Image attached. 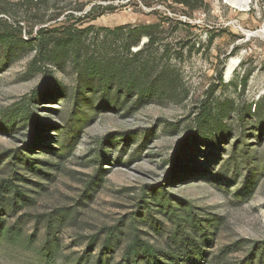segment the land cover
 Returning <instances> with one entry per match:
<instances>
[{"label":"rangeland","instance_id":"1","mask_svg":"<svg viewBox=\"0 0 264 264\" xmlns=\"http://www.w3.org/2000/svg\"><path fill=\"white\" fill-rule=\"evenodd\" d=\"M9 1L8 13L0 14V180L19 182L32 200L6 209V226L21 227L22 235L0 240V264H75L82 255L88 259L81 264H94L100 254L121 264L134 219L141 238L164 247L172 222L155 211L156 227L141 202L162 195L214 219L202 264H238L264 246V124L258 132L254 115L255 103L264 108V0H207L208 14H194L189 29L174 23L186 20L179 9L146 8L141 0H121L113 12L82 18L83 26L159 20L168 26L162 63L173 91L141 105L114 92L100 104L95 81L79 89L68 62L48 64L50 89L38 91L44 74L30 65L34 50L26 43L35 22L42 17L57 26L67 13H82L74 8L88 10L97 0ZM206 30L216 35L211 45ZM207 93L221 117L214 124L221 129L208 139L194 121ZM21 153L35 157L36 166L19 160ZM49 216L59 224L60 253L45 260L38 249ZM108 229L116 236L102 249Z\"/></svg>","mask_w":264,"mask_h":264},{"label":"trees","instance_id":"2","mask_svg":"<svg viewBox=\"0 0 264 264\" xmlns=\"http://www.w3.org/2000/svg\"><path fill=\"white\" fill-rule=\"evenodd\" d=\"M47 1L21 0V3L42 4ZM141 3L146 8L165 4L172 10L179 9V14L184 15L186 20L176 19L174 23L188 29L196 25L192 21L194 14L209 12L207 0H141ZM10 5L9 0H0V14L8 13ZM121 6H123L121 0H97L88 10L84 9L85 5L74 8L75 11L82 13L79 16L74 15L73 12L67 13L63 22L57 26L46 24L47 20L42 17L35 22L37 26L35 34L30 35L32 37L26 43L30 44L34 50L30 65L44 74V81L38 87V91L48 93L50 89L49 80L52 78V73L48 69V64L60 67L66 62L71 64L80 81L79 89H83L90 80L95 81L99 87L100 104L105 103L110 92L117 95L123 93L126 97L134 96L135 102L141 105L149 99L159 98L173 91L174 83L169 76L168 63H162V58L168 54V44L163 42L161 37L168 26L161 20L112 28L91 24L83 26L80 23L82 18L113 12ZM26 13L32 14V10H27ZM58 15L56 14L55 17ZM162 18L172 23L169 15ZM206 32L207 44L211 45L216 35L211 34L210 30ZM143 38L145 42L140 45ZM10 45L11 43L7 44V46ZM116 47H120V52L115 51ZM219 80L222 82L221 75ZM213 103L214 100L210 94L203 96L198 103L194 118L196 126L207 139L216 128V130L221 129L214 125L221 117L216 114L218 110L212 108ZM254 107L256 129L260 132L264 124V108L257 103ZM75 109L74 102L72 112ZM17 158L29 163L30 167L36 166V158L33 156L21 153ZM44 164L49 169L50 162L46 161ZM18 179H25V175L21 174ZM28 192V189L13 179L0 180V240L11 242L21 238V227L6 226L7 219L4 215L6 209L16 211L31 201L32 198ZM148 199L145 198L141 202L144 205L143 208L149 211L156 227L161 223L153 217L152 214L155 211L172 222L167 244L164 247H158L141 238L137 234L138 228L134 219L130 222L132 236L124 248L121 264H202L208 253L205 246L211 241L212 232L209 229L214 219L205 218L196 211L195 207L183 204L180 206L163 195L159 198L150 196ZM154 205L156 209H153ZM57 223V218L53 216H49L46 220L45 237L38 249L45 260L52 259L60 253L56 235L59 226ZM114 236H116V230L108 229L105 238L101 241V248H111ZM32 237V235L26 237L28 247L33 245ZM97 240L98 235L89 238V250ZM87 259L85 255H82L75 264H81ZM108 262L100 254L94 264H109ZM238 264H264V246L254 248L250 256Z\"/></svg>","mask_w":264,"mask_h":264},{"label":"bare ground","instance_id":"3","mask_svg":"<svg viewBox=\"0 0 264 264\" xmlns=\"http://www.w3.org/2000/svg\"><path fill=\"white\" fill-rule=\"evenodd\" d=\"M241 6V5H240Z\"/></svg>","mask_w":264,"mask_h":264}]
</instances>
